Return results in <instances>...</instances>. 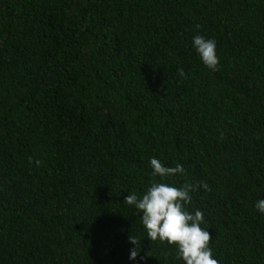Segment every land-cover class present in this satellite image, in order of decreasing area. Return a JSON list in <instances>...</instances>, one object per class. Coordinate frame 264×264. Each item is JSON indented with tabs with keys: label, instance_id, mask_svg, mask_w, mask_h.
I'll return each mask as SVG.
<instances>
[{
	"label": "trees",
	"instance_id": "1",
	"mask_svg": "<svg viewBox=\"0 0 264 264\" xmlns=\"http://www.w3.org/2000/svg\"><path fill=\"white\" fill-rule=\"evenodd\" d=\"M151 157L210 186L219 264H264V0H0V264H183L124 202Z\"/></svg>",
	"mask_w": 264,
	"mask_h": 264
},
{
	"label": "clouds",
	"instance_id": "2",
	"mask_svg": "<svg viewBox=\"0 0 264 264\" xmlns=\"http://www.w3.org/2000/svg\"><path fill=\"white\" fill-rule=\"evenodd\" d=\"M191 47L207 69L213 72L219 70L215 39L197 34L192 38ZM177 71L181 77L185 76L182 68ZM29 162H32L31 157ZM36 164L39 165V161H36ZM149 166L152 170L149 185L142 194L132 192L124 200L135 209L146 238L149 241H159L174 246L177 258L183 264H219L211 247L209 227H202L205 224L204 212L199 208L194 211L188 208L192 202V193L200 189L210 191V186L200 181L185 180L179 186L173 183V178L187 175L181 163L169 167L161 159L151 157ZM254 207L264 216V198L258 199ZM129 241L134 245L129 250V260L133 264H140L143 260L139 247L141 240L130 235Z\"/></svg>",
	"mask_w": 264,
	"mask_h": 264
}]
</instances>
